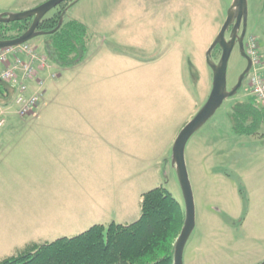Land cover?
<instances>
[{"label": "rangeland", "instance_id": "rangeland-1", "mask_svg": "<svg viewBox=\"0 0 264 264\" xmlns=\"http://www.w3.org/2000/svg\"><path fill=\"white\" fill-rule=\"evenodd\" d=\"M48 1L0 0V15L26 12ZM233 2L71 0L47 15L56 16L68 7L66 20H78L89 28L90 51L82 65L64 69L45 54L44 36L29 43L47 58L57 78L47 80L43 75L47 94L34 115L26 118L15 113L17 90L0 83V88L8 87V92H0V105L9 110L6 126L0 128V162H85L81 168L98 169V180L82 177L73 183H50L44 174L31 198L36 222L29 224L12 214L18 196L5 198L0 243L9 249L6 257L18 255L31 242L75 237L98 223L136 221L140 215L134 218L133 213L140 212L142 194L155 188L167 189L185 209L172 163L173 147L211 94L213 72L207 52ZM247 3L245 46L255 40L261 62L237 95L187 145L196 224L185 247L184 264L264 262V128L258 136H238L230 118L236 103H258L252 77L257 73L264 80V0ZM231 32L232 27L227 40ZM221 56L211 60L218 64ZM246 68L236 44L228 65L229 90ZM75 96L81 110L69 114L73 103L63 101ZM60 186L62 208L60 200L49 197ZM103 193L126 195L128 212L116 207L115 213L105 215L95 210L93 197Z\"/></svg>", "mask_w": 264, "mask_h": 264}, {"label": "trees", "instance_id": "trees-1", "mask_svg": "<svg viewBox=\"0 0 264 264\" xmlns=\"http://www.w3.org/2000/svg\"><path fill=\"white\" fill-rule=\"evenodd\" d=\"M61 14L45 18L38 31L45 33L44 52L51 62L72 69L83 64L90 51L89 28L78 20H66ZM62 27L55 31L60 20ZM33 19L0 24V40H14L26 33ZM53 31H55L53 33ZM222 53L217 47L212 58ZM8 92L1 86L0 92ZM238 136H258L264 128V109L255 101H240L230 115ZM186 220L182 204L165 188H155L142 195L141 217L121 225H95L71 238L51 243L31 244L16 256L0 264H174L175 244Z\"/></svg>", "mask_w": 264, "mask_h": 264}, {"label": "water", "instance_id": "water-1", "mask_svg": "<svg viewBox=\"0 0 264 264\" xmlns=\"http://www.w3.org/2000/svg\"><path fill=\"white\" fill-rule=\"evenodd\" d=\"M71 0H49L43 5L18 14L0 15V24H10L17 21L33 19L32 26L22 36L14 40L1 41L0 50L19 47L29 43L38 37H42L45 33L38 31L40 23L47 17L49 13L60 7L62 4ZM248 20V3L247 0H234L229 8L228 16L219 35L207 52V61L213 72V87L211 94L196 114V116L182 129L175 145L173 147L172 163L176 168L185 199L186 220L183 230L175 244L174 264H184L183 256L187 242L195 229V202L193 190L189 179V173L186 166L185 152L189 141L199 132L218 112L223 104L230 98L237 95L242 88L244 80L250 74L253 68V61L248 56L245 48V38L247 35ZM64 19L60 20V24L55 31H58L63 25ZM232 27L230 40L226 39L228 30ZM242 28V33L239 31ZM53 31V33L55 32ZM238 44L242 57L247 61V68L241 75L238 84L229 90L228 88V65L230 57ZM220 47L222 56L218 64L211 60L213 51ZM264 264V262L262 263Z\"/></svg>", "mask_w": 264, "mask_h": 264}, {"label": "crops", "instance_id": "crops-1", "mask_svg": "<svg viewBox=\"0 0 264 264\" xmlns=\"http://www.w3.org/2000/svg\"><path fill=\"white\" fill-rule=\"evenodd\" d=\"M64 99H73V100L63 101V103L65 104H67L66 102L73 103L70 107V111L68 110L69 114H75V111L81 110V107L77 105L79 101L77 100L74 101V99H80L77 96L71 98H64ZM66 115L68 114H63V117ZM74 118L75 117H70L69 120H72ZM69 120H66L67 122H65V124H68ZM63 134H65V130H63ZM84 163L85 162H0V211H2L3 208L7 206L6 204L3 203V200L5 198H8L10 196H15V197L18 196L17 203L15 204V206L13 204L14 210L12 214L19 217L20 220H24L25 223L27 224L36 222L34 218V214L30 211V205H31V198L36 192L35 183L37 182V180L44 181L45 180V178L43 177L44 174L48 176L50 183L53 182L55 183L60 182L61 184L73 183L74 181L77 182L80 180H84L81 179L82 177L86 179L84 181L98 180V174L96 171L99 170L98 169L85 170L84 168H81V166L83 167ZM42 171H44L43 174ZM37 177L40 178L38 179ZM20 180H22L23 182L19 189L18 183ZM84 181H82L81 183H83ZM145 193L146 192H144L143 194ZM49 197L52 198L53 200L55 199L60 200L58 203L62 208L63 186H60L58 190L54 189L53 193H49ZM93 200L95 201L93 206L94 209L100 210V213H103L105 215L110 213H115L116 207L117 209H120L121 213H124L125 209H126V213L128 212V208H126L127 196L122 195L121 193L113 194V195L109 193H103L93 197ZM140 208H141V202H140ZM138 215H140L141 217V209L139 213L137 209H135L133 213V216H135L134 218H137ZM140 217L136 221H138ZM40 221L43 222L44 220L40 219ZM136 221H133L131 223H129L130 221L129 222L126 221L123 223V222H116L114 219L113 221H109L108 225L112 223L129 225ZM95 225H104V224L98 223ZM13 231H15L14 228ZM48 242L49 241L42 243L31 242L29 244H35V243L43 244ZM29 244H27L26 246H28ZM3 245L4 243L1 242L0 258L2 259L0 261L8 258V256L6 257V255L8 254L9 249L6 248L4 250L2 248Z\"/></svg>", "mask_w": 264, "mask_h": 264}, {"label": "built area", "instance_id": "built-area-1", "mask_svg": "<svg viewBox=\"0 0 264 264\" xmlns=\"http://www.w3.org/2000/svg\"><path fill=\"white\" fill-rule=\"evenodd\" d=\"M246 52L253 61V68L261 62L255 40L246 45ZM252 68V70H253ZM256 72H254L255 74ZM57 78L53 67L47 64V58L29 47V43L19 47L0 50V83L9 84L17 90L14 100L15 113L19 118L34 115L41 99H44L46 80ZM253 95L264 109V80L257 73L251 79ZM9 110L0 105V128L6 126Z\"/></svg>", "mask_w": 264, "mask_h": 264}]
</instances>
